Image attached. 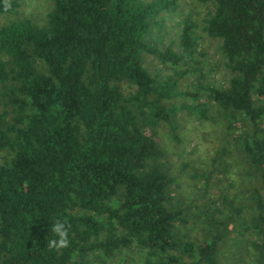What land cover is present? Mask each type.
<instances>
[{
	"label": "trees",
	"instance_id": "1",
	"mask_svg": "<svg viewBox=\"0 0 264 264\" xmlns=\"http://www.w3.org/2000/svg\"><path fill=\"white\" fill-rule=\"evenodd\" d=\"M196 1L212 8L203 32L231 73L205 105L177 107L198 92L178 91L182 72L145 67L148 56L179 71L202 55L190 17L162 49L150 39L181 0H54L44 25L0 27V264H105L133 249L142 264H222L232 249L240 264H264V0ZM19 7L0 0V16ZM211 108L229 129L213 163L233 142L255 181L239 194L250 207L208 198L195 213L171 196L156 129L180 142L178 114L209 121ZM190 218L215 232L210 242L181 237Z\"/></svg>",
	"mask_w": 264,
	"mask_h": 264
},
{
	"label": "rangeland",
	"instance_id": "2",
	"mask_svg": "<svg viewBox=\"0 0 264 264\" xmlns=\"http://www.w3.org/2000/svg\"><path fill=\"white\" fill-rule=\"evenodd\" d=\"M16 1L20 5L17 13L0 16V27L24 19H30L39 25H44L48 13L53 8L54 0ZM210 11H212V8L209 4L203 5L196 0H181L180 10L177 12L179 15L167 14L164 16V29H154L153 35L150 37V39H156L157 43L154 44H157L162 49L178 33L179 29L176 27V23L180 22L182 16L190 17L198 26L196 37L199 43V52L202 55H196L192 63L183 66L179 71L171 66H163L153 57L145 56V67L153 76L160 75L164 79L168 76H174L176 72L177 75L182 72L180 78L177 79L179 82L178 91L190 94L198 92L197 101L194 100L195 95L184 98L181 96L174 100L173 104L177 107L181 105H205L208 102L210 103L207 98V87H228L231 73L220 51V42L208 38L203 32L204 20ZM199 60L201 61L199 62ZM198 63L200 65H197ZM3 108L4 106L0 101V113ZM176 124L178 125L177 136L180 142H176L171 137L168 128L159 127L156 129L157 140L166 154L164 161L166 168L170 170V174L174 178V184L171 189L173 201L177 204L181 203L182 207H185L187 202L193 201L194 203L192 204L196 206L195 213L200 212L201 207L205 205L208 198L212 202V199L218 201L220 198L226 197L229 200L237 201L238 204L244 203L250 207L251 200L241 197L239 194L246 190L248 184V187H250V182L255 183V181L248 175L247 168L242 158L239 157L234 143L231 142L229 148L226 149V157L213 163L216 154L221 150V146L228 141L229 129L227 122L219 120L217 111L212 109L209 114V121H200L188 111H181L177 116ZM1 163L2 156H0ZM208 173L210 174V181L209 186H207V193L203 199L202 193L204 191L202 190H204L206 182L201 175ZM169 205L174 207L172 203ZM216 206L218 207L219 204H213L210 212ZM250 213V210H248L247 213H243V216L248 218ZM226 215L227 210H225L224 216ZM215 218L220 219L223 216L217 215ZM201 219L197 222L190 218L189 224L180 231L181 237L187 236L196 242H202L206 238L210 242V236H214L215 232H210L208 238L206 234V232L208 233V225ZM241 247L243 245L240 243L238 250H242L243 248L240 249ZM221 252H225V246L221 248ZM233 252L234 250L232 249L230 255ZM230 255L224 257L218 255L219 263L220 261L222 264H240L243 262L241 258H239V261H235V258ZM239 257L244 256L240 255ZM142 263L137 250L133 249L130 252H123L113 262H106L105 264ZM248 264H252L251 261L250 263L248 261Z\"/></svg>",
	"mask_w": 264,
	"mask_h": 264
},
{
	"label": "crops",
	"instance_id": "3",
	"mask_svg": "<svg viewBox=\"0 0 264 264\" xmlns=\"http://www.w3.org/2000/svg\"><path fill=\"white\" fill-rule=\"evenodd\" d=\"M243 238H244V237L237 238V239H240V240H242V245H244V242H243L244 240H243Z\"/></svg>",
	"mask_w": 264,
	"mask_h": 264
}]
</instances>
